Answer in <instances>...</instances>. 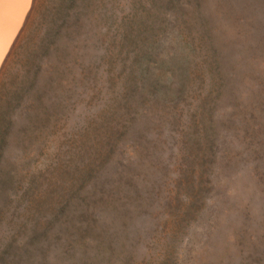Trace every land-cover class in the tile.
<instances>
[{"label":"rangeland","instance_id":"rangeland-1","mask_svg":"<svg viewBox=\"0 0 264 264\" xmlns=\"http://www.w3.org/2000/svg\"><path fill=\"white\" fill-rule=\"evenodd\" d=\"M65 2L0 81V264H264V0Z\"/></svg>","mask_w":264,"mask_h":264},{"label":"bare ground","instance_id":"bare-ground-1","mask_svg":"<svg viewBox=\"0 0 264 264\" xmlns=\"http://www.w3.org/2000/svg\"><path fill=\"white\" fill-rule=\"evenodd\" d=\"M40 0H0V81L23 40Z\"/></svg>","mask_w":264,"mask_h":264},{"label":"trees","instance_id":"trees-1","mask_svg":"<svg viewBox=\"0 0 264 264\" xmlns=\"http://www.w3.org/2000/svg\"><path fill=\"white\" fill-rule=\"evenodd\" d=\"M66 2V7H65V9H66V13L68 14V16H69V18L70 19H68V23H67V25L69 24V25H71V24H74V16H73V14L72 15H69L70 13H69V9L73 6L74 7V3H75V5H76V0H65ZM67 2H68V5H67ZM77 5H78V3H77ZM76 8V7H75ZM66 15V14H65ZM66 17V16H65ZM70 22V23H69ZM60 28L61 27H56V29L54 28V30H56V32H60L61 30L63 31L64 30V25H62V28H61V30H60ZM28 90H30V88H28ZM28 95V94H27ZM8 123V133H9V136H11L12 134H11V132H12V130H14L13 129V127H11V126H14V122L13 121H11L10 119H9V121L7 122ZM10 141V139H5V141H4V143H3V145H5L6 143L8 144V142ZM9 145V144H8ZM6 147V146H5Z\"/></svg>","mask_w":264,"mask_h":264}]
</instances>
